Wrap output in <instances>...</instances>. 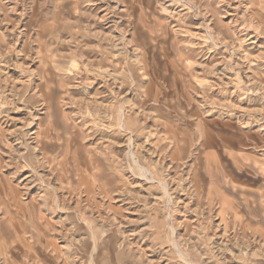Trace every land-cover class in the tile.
I'll use <instances>...</instances> for the list:
<instances>
[{"label": "rangeland", "instance_id": "obj_1", "mask_svg": "<svg viewBox=\"0 0 264 264\" xmlns=\"http://www.w3.org/2000/svg\"><path fill=\"white\" fill-rule=\"evenodd\" d=\"M0 264H264V0H0Z\"/></svg>", "mask_w": 264, "mask_h": 264}]
</instances>
